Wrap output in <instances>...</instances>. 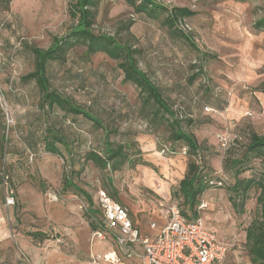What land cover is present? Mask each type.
<instances>
[{"label":"rangeland","instance_id":"1","mask_svg":"<svg viewBox=\"0 0 264 264\" xmlns=\"http://www.w3.org/2000/svg\"><path fill=\"white\" fill-rule=\"evenodd\" d=\"M155 1L195 13L180 28L207 56L174 37L159 20L135 13L129 0H101L93 31L140 51L138 67L181 117L183 130L205 148L213 184L199 199L196 216L227 245L223 264H253L246 230L258 216V190L251 189L243 206H233L226 186L234 179L222 164L240 158L252 134L264 136V95L257 92L264 84V31L253 28L264 17V0ZM72 3L0 0V115L6 125V140L0 143V264H93L92 256L116 250L109 237L99 241L92 236V227L103 224L99 192L127 209L140 236H151V223H161L162 210L170 204L192 215L177 194L187 164L183 145L171 142L165 126H154L139 114L138 91L121 82L116 61L102 53L86 58L84 48L75 46L62 63L47 66L54 90L100 119L112 132L111 141L129 143L125 152L135 163L126 162L115 172L84 161L85 153L100 146V130L57 109L43 112L33 82L20 80L33 70L30 48L46 50L54 37L74 27ZM50 126L67 138L72 157L62 146V156L45 152L41 138ZM249 167L240 179L264 169L260 160ZM1 172L9 178L6 184ZM64 178L91 204L64 188ZM10 189L14 205L7 206Z\"/></svg>","mask_w":264,"mask_h":264},{"label":"trees","instance_id":"2","mask_svg":"<svg viewBox=\"0 0 264 264\" xmlns=\"http://www.w3.org/2000/svg\"><path fill=\"white\" fill-rule=\"evenodd\" d=\"M100 1L73 0L69 14L70 17L76 18V24L64 36L54 37L46 50L35 47L30 48V52L34 57L33 70L20 80L23 83L33 82L39 94V109L43 112L57 109L66 116L81 117L90 122L95 129L100 130L102 132L100 146L85 153L84 161L91 162L99 170L106 171L108 169L110 172H115L120 170L126 162L131 165L135 163L125 152L126 148H130L129 143L122 145V143L111 141L112 132L104 126L100 119L54 90L50 85L47 66L53 62L62 63L67 52L75 46L84 48V57L86 58L102 53L116 61L117 68L122 74L121 82L134 86L138 91L139 114L154 126H165L169 131L171 142L181 143L183 145L182 149H186L187 164L185 172L178 182L177 194L181 196L184 206L192 215L187 216L181 210L182 214L187 218H196L195 208L199 203V199L212 186L210 170L207 167L204 153L205 148L196 141L192 134L183 130L181 117L177 116L161 95L158 87L138 67L137 56L140 51L128 44H122L121 41L112 36L94 33L93 26L95 25L96 11ZM129 2L134 7L135 13L143 14L150 20H159L161 26L166 28L174 37L202 55L193 37L180 28L182 21L194 16L195 13L190 9L168 8L160 5L155 0H129ZM136 2L138 3L136 4ZM253 28L258 32L264 31V17L257 20L253 24ZM202 56L207 55L203 54ZM257 92L264 95V84L257 89ZM1 118L2 115H0V143L6 140L2 134L6 125L1 122ZM188 122L190 123V121ZM43 134L41 141L46 153L62 156L59 149L62 146L64 151L72 157L69 142L61 134V131L50 126ZM2 149L1 147L0 152ZM252 160H260L262 168L264 167V136L252 134L244 154L238 159L224 161L222 170L234 179L232 183L226 186L229 202L233 206H236V202L243 206L251 189L258 190L256 198L258 216L248 224L250 227L246 230V239L249 244L251 262L253 264H264V169L248 179H240L242 174L252 170L249 167ZM1 180L5 184L9 180L4 172H1ZM63 187L72 188L83 196L88 204H91L90 197L83 190L73 186L69 179H63ZM92 228L93 231L103 228V224L100 223ZM30 237L38 241H42L44 238L43 235L38 233H32Z\"/></svg>","mask_w":264,"mask_h":264},{"label":"built area","instance_id":"3","mask_svg":"<svg viewBox=\"0 0 264 264\" xmlns=\"http://www.w3.org/2000/svg\"><path fill=\"white\" fill-rule=\"evenodd\" d=\"M0 107L3 110L1 103ZM181 154L186 155V149ZM5 203L14 205L11 190ZM98 205L103 228L94 230L92 236L99 241L109 237L116 250L92 256L93 264H129L132 260L138 264H223L225 261L227 245L204 227L200 217L187 218L176 204L165 208L167 223L152 239L140 238L127 209L106 193H98ZM204 208L205 204L201 203L199 209ZM150 229L155 230L156 225L152 223Z\"/></svg>","mask_w":264,"mask_h":264},{"label":"crops","instance_id":"4","mask_svg":"<svg viewBox=\"0 0 264 264\" xmlns=\"http://www.w3.org/2000/svg\"><path fill=\"white\" fill-rule=\"evenodd\" d=\"M120 204V203H119ZM120 205H122V204H120ZM123 206V205H122ZM161 223H159V224H157L156 225V229L155 230H153L152 232V234H151V236L150 237H146V236H140V233L138 232V234H139V237L140 238H148V239H152V238H154L157 234H158V232H159V230L163 227V226H165L166 225V223H167V219H166V215H165V208H163V210H162V213H161ZM152 224V223H151ZM132 225L134 226V228L137 230V225L135 224V223H132ZM152 230V229H151ZM138 231V230H137ZM113 250V249H112Z\"/></svg>","mask_w":264,"mask_h":264}]
</instances>
